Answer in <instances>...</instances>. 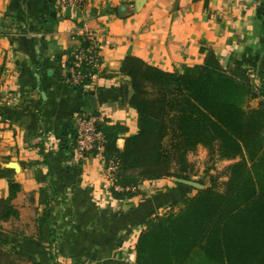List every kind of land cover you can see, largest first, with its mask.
I'll return each mask as SVG.
<instances>
[{
    "label": "crops",
    "instance_id": "obj_1",
    "mask_svg": "<svg viewBox=\"0 0 264 264\" xmlns=\"http://www.w3.org/2000/svg\"><path fill=\"white\" fill-rule=\"evenodd\" d=\"M84 25L98 33L102 65L90 85L76 87L69 66ZM203 47L225 67L264 78V0H88L84 7L0 0V167L12 170L0 178V199L10 196L11 181L19 186L10 201L15 212L0 210V246L39 264H137L146 221L207 187L212 175L145 180L121 199L103 159L77 155L75 123L97 113L126 125L117 141L124 148L126 134L138 131V113L123 60L135 55L182 71L204 62ZM263 104L255 96L247 107ZM204 152L200 146L190 157Z\"/></svg>",
    "mask_w": 264,
    "mask_h": 264
},
{
    "label": "trees",
    "instance_id": "obj_2",
    "mask_svg": "<svg viewBox=\"0 0 264 264\" xmlns=\"http://www.w3.org/2000/svg\"><path fill=\"white\" fill-rule=\"evenodd\" d=\"M202 51L204 62L182 71L127 56L122 72L133 89L130 105L138 113V131L126 134L120 148L118 138L128 127L101 123L105 156L119 159L118 183L125 187L169 176L188 179L194 165L187 153L200 145L234 160L222 189L214 179L194 196H179L178 211L146 221L136 245L137 264H264V106L247 107L249 98L258 96L250 69L225 67L213 50ZM170 134L174 139L167 146ZM11 173L0 167V178ZM10 188V196L0 199L6 214L15 212L10 201L19 186L11 181ZM112 190L121 199L139 192ZM28 262L39 264L32 256L0 248V264Z\"/></svg>",
    "mask_w": 264,
    "mask_h": 264
},
{
    "label": "built area",
    "instance_id": "obj_3",
    "mask_svg": "<svg viewBox=\"0 0 264 264\" xmlns=\"http://www.w3.org/2000/svg\"><path fill=\"white\" fill-rule=\"evenodd\" d=\"M88 0H63V3L75 4L84 7ZM79 45L72 53V62L69 66L68 82L73 86H88L98 76L102 57L98 33L91 27L84 25L76 37ZM253 90L258 97L264 98V78H260L257 72H251ZM106 122L102 114L90 113L78 117L75 123L77 155L84 158L95 154L103 159L108 174L110 186L119 192H136L139 186H122L118 183V170L120 161L117 158L107 159L104 153L106 137L101 123Z\"/></svg>",
    "mask_w": 264,
    "mask_h": 264
},
{
    "label": "rangeland",
    "instance_id": "obj_4",
    "mask_svg": "<svg viewBox=\"0 0 264 264\" xmlns=\"http://www.w3.org/2000/svg\"><path fill=\"white\" fill-rule=\"evenodd\" d=\"M250 81L254 82L251 77H250ZM252 85L254 86V84H252ZM172 139H174L173 135L170 134V136H168L166 139L167 146H169V142ZM200 146H202V148H204V149L207 148L205 145H200ZM200 146H198L197 149H195V150H191V151L189 150L187 153L188 161L194 165V168L192 170L187 171V174H189V178H191L193 180L195 175L201 174V173H203V174L206 173L207 175L211 174L212 176H211V181H210L209 185H212V183L215 182L214 179H216L215 183H216L217 187L222 189V186H224V182L227 181V179H225V177L227 176V170H226L227 166H225L226 167L225 168L224 164H222L223 159H221L220 156L216 152H214V151L210 152L209 148H207L208 149L207 154H205V152H204L202 157L199 158L198 160L197 159L196 160L191 159L190 155L193 152L198 151V148ZM198 155H200V152L198 153ZM176 169L177 170L180 169L179 164H177ZM183 179H186V178H183ZM199 180L202 181L204 185L209 181V179L207 181H204V176H201V178H199ZM204 188H206V187L205 186H203V187L199 186L198 189H204ZM180 207H181V203L177 202L175 204H171L170 206H168L165 212L167 213V212H171V211H178V209ZM0 248H3V247L0 246ZM29 264H31V263H29Z\"/></svg>",
    "mask_w": 264,
    "mask_h": 264
}]
</instances>
